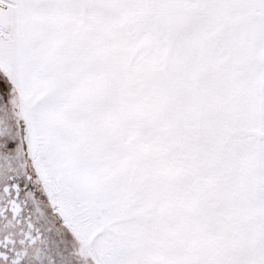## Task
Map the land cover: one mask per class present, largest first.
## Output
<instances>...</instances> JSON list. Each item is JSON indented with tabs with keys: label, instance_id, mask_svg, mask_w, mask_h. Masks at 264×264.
I'll return each instance as SVG.
<instances>
[{
	"label": "snow or ice",
	"instance_id": "snow-or-ice-1",
	"mask_svg": "<svg viewBox=\"0 0 264 264\" xmlns=\"http://www.w3.org/2000/svg\"><path fill=\"white\" fill-rule=\"evenodd\" d=\"M0 264H264V0H0Z\"/></svg>",
	"mask_w": 264,
	"mask_h": 264
}]
</instances>
